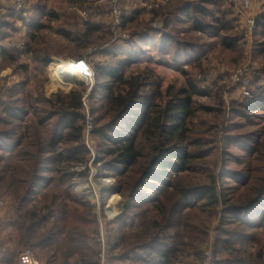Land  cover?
I'll use <instances>...</instances> for the list:
<instances>
[{"label": "trees", "instance_id": "trees-1", "mask_svg": "<svg viewBox=\"0 0 264 264\" xmlns=\"http://www.w3.org/2000/svg\"><path fill=\"white\" fill-rule=\"evenodd\" d=\"M233 5V0H171L153 11V20H161L153 34L134 35L128 48L103 51L112 60L98 69L90 95L94 135L102 154L96 161H105L121 177L109 192L130 195L133 200L113 220L118 264H199L209 226L193 221L197 208L221 216L216 237L220 264H264V188L259 197L235 205L220 193L218 175L211 174L210 181L202 183L187 182L181 176L212 148L225 151L236 145L252 153L257 140L238 132L233 122L219 124L200 117V109L211 107L196 97L207 95L209 89L193 76H188L187 86L171 92L172 86L164 87L154 71L130 68L151 58L149 50L169 56L174 63L199 67L200 62L190 58V49L196 50L198 45L192 42L191 31L218 39L211 47L218 63L238 64L243 35L237 30ZM24 12L15 7L7 14L0 10V17L8 18L0 29L1 54L14 61V73L21 77L6 92L0 90V194L14 202L6 218V227L12 229L7 242L15 250H34L46 264H99L93 236L99 231V222L94 206L72 189L76 178L85 176L74 169L90 160L82 137L83 90L47 97L45 66L50 67L53 47L43 46L33 30L47 27L43 15L53 20L59 15L44 5L35 7L30 17ZM142 12H124L123 26ZM18 20L27 29L23 47L5 44L21 32V26L14 23ZM255 22L253 57L264 62V10ZM100 29L98 24L84 23L83 33L76 36L63 26L58 32L84 49L91 44L89 34ZM227 49L237 51L239 57L232 58ZM21 53H31L29 63L21 61ZM64 65L58 64V72ZM54 77L63 83L55 66ZM260 77H255L245 104L256 102L264 111V81L259 84L264 76ZM49 87L50 94L54 90ZM30 114L33 120H27ZM48 124L52 129L45 138L41 127ZM14 255V251L0 253V264H13ZM191 255L194 260H188Z\"/></svg>", "mask_w": 264, "mask_h": 264}, {"label": "rangeland", "instance_id": "rangeland-1", "mask_svg": "<svg viewBox=\"0 0 264 264\" xmlns=\"http://www.w3.org/2000/svg\"><path fill=\"white\" fill-rule=\"evenodd\" d=\"M2 2L3 5L5 3L7 5L3 9L4 13H11L12 6H10L6 0H2ZM2 2L0 0V3ZM119 3L123 6L125 14H130L138 9L136 5L138 0H119ZM38 5H44L46 10H52L59 15V18L55 20L48 14L43 15L42 23L47 27L33 30L35 34L44 41L42 44L43 46H45V44H50L53 47V52L50 57V67L45 66V78L47 79L45 91L47 97L54 99V93H69L72 90H83V92H85L87 85L67 82L66 80L68 78L63 75L61 77L57 71V67L58 64H63L64 62L65 65L69 62L76 64V58L86 57L97 72L101 66L105 65L109 60H112L108 53L94 51L96 47H100L112 37L110 32V22L112 18L110 0H27L26 8H23L25 10L24 14L30 17L35 7ZM72 6H75L76 9H71ZM245 8L246 6L243 4V6L240 7L241 10L235 12L234 5L232 6L233 16L237 18V30L239 33H242V35H244L245 20L249 16H254L255 14L253 10H251V12L247 11V8ZM84 10H88L86 15H83ZM258 11L257 9L256 12ZM256 16L257 15H255V17ZM7 19L8 18L0 17V29ZM242 19L244 21H242ZM14 23L21 26V30L24 29V31L13 34L12 37L5 41V44L8 42L10 45L14 43H19L20 45L21 42L27 40V29L22 21H14ZM84 23L102 26L100 31H93L89 34L91 44L84 49H80L77 45L69 43V40L65 39V37L58 32L60 26H63L76 36V34L83 33ZM155 24H161V20H153V12L143 10L132 22L127 23L126 26L124 25L123 28L128 31L127 33L130 36L128 40H130L134 35L137 37L142 32H151V34H153L152 32ZM104 30H109L110 33L106 34ZM188 34L192 37V42L196 41L198 42L197 44L200 45H197L196 50L190 49V58L196 60V62H200L201 65H199V67L192 68L191 66L174 63L169 56H160L149 50L148 52L151 54V58L139 64H131L130 68H147L154 71L162 78L164 87L172 86L171 92L187 86L188 76H193L195 80L199 81L200 86L209 89L207 95L196 97L200 102L211 107V109H200L198 112L199 116L208 120H216L219 124L233 122L238 125V132L249 134L257 140L255 143V151L252 153L236 145L230 146L225 151L219 148H212L207 155L195 159V163L197 164L181 173V176H183L187 182L193 183L209 182L210 175L216 174L219 178V190L224 198L231 204H245L259 197L260 192L264 188V111L257 106L256 102H253L250 106L245 104L246 97L250 96L251 88H254L253 81L255 77L257 78V75L248 73L241 76L238 74V82H235L232 77L239 70L247 66L248 63L251 64L254 70L259 69L258 76L263 77L264 62L253 57L252 48L254 44V35L252 47L244 41L242 36L241 43L243 51L240 62L236 65H228L226 63H218L214 57L211 47L214 43L219 42L216 37L209 34L202 36L192 31ZM1 36L2 34L0 32V42ZM120 46L128 48L129 43L121 42L118 47ZM1 48L0 45V90L6 92L11 83L19 80L21 77L18 73H14V68L16 67L14 61L5 58L1 54ZM226 52L232 58L239 57L238 52L235 50L227 49ZM21 54V61L26 62ZM54 66L56 76H58L64 84L59 83L56 77H54ZM184 70H188L190 75H187ZM103 77L104 79H108L106 74H104ZM262 77H260V79H262ZM247 79L249 83L244 84ZM263 81V79L260 80L259 84H262ZM96 82L97 79L95 80L94 87ZM47 87L54 91L49 94ZM61 87L64 91L60 90ZM220 108H222L223 112L220 111ZM33 119L32 114H30L27 120ZM51 129V124L41 127V131L45 138H49ZM100 156H102L101 153L99 158ZM82 166H85V168L80 170ZM74 170L78 172L83 171L85 176L76 178L72 189L78 193L84 194L92 205L96 200L95 193L99 194V200L102 205L99 209L94 207L93 211L97 219L99 214L103 217L106 215L111 216V219L107 221V225L111 228L112 237L115 241L116 224L113 220L117 215L113 216L110 214V211H114L116 214L119 196L121 195L118 193H110L109 191L112 187L117 185L121 177L112 173L108 169L105 161L91 162L89 160L87 163L77 166ZM107 183L113 186L111 185L112 187L106 188ZM220 217L221 216H211L208 210L202 208H197L193 213V221L199 223L205 222L209 226L208 237L202 245L203 256L199 264H202L204 249L207 248L209 244H214L216 249L217 227ZM11 232L12 229L6 227V225L0 227V246L4 248L0 250V253L4 254L7 251H14L13 264H17L19 253L27 249L15 250V246L7 242ZM97 233L93 236L96 237ZM95 249H97L96 245ZM33 252L35 251L33 250ZM115 254L118 256L120 251L116 250ZM219 255L221 259L222 255ZM39 257L42 259V254H39ZM188 260H194L193 256H189ZM42 262L46 264L44 260Z\"/></svg>", "mask_w": 264, "mask_h": 264}, {"label": "built area", "instance_id": "built-area-1", "mask_svg": "<svg viewBox=\"0 0 264 264\" xmlns=\"http://www.w3.org/2000/svg\"><path fill=\"white\" fill-rule=\"evenodd\" d=\"M171 0H138L137 7L138 9L146 10L147 12H153L156 9L168 4ZM234 7L240 11V7L243 6L244 0H233ZM9 5L15 7L18 10L26 8L27 0H8ZM111 6V22H110V32L112 37L108 42H105L100 47H96L94 51H104V50H113L115 47H118L121 42H128L129 34L128 31L123 28V6L119 3V0H110ZM71 9H76L75 6H72ZM88 10L83 11V15H86ZM245 28H244V35L243 39L248 44L251 45L253 43V34L256 26L255 16L251 15L245 20ZM1 24V22H0ZM161 26V24H155L153 29H157ZM144 33V32H142ZM140 33V34H142ZM24 42H21L20 46H24ZM111 56L110 54H108ZM21 56L23 57L24 61L29 62L31 53H22ZM76 70L78 71V75L85 78V82L83 84L87 85V89L83 92L82 96V105L83 110L85 113V120H84V127H83V141L87 146L90 152V161L94 162L99 158L100 152L97 149V142L95 138V119L91 112V102H90V95L93 91V87L96 80V71L93 65L86 57L76 58ZM251 73L253 75H259V69L254 70L250 63L247 64L243 69L239 70L235 73L232 79L235 82L239 81L238 74L243 76L244 74ZM249 83V80L244 84ZM73 86V85H72ZM248 94V92H247ZM85 168L82 166L80 170ZM112 184L107 183L106 188H110ZM105 188V187H104ZM105 188V189H106ZM96 200L93 202L94 207L98 209L101 207V202L99 200V194L95 193ZM108 206V204H107ZM107 208V207H106ZM14 209V202L0 194V215L5 217L9 216ZM111 219V216L106 215L103 217L102 215H98V222H99V231L95 237V245L98 250V255L100 258L99 264H117L114 260L115 249H114V238L112 237V230L107 225V221ZM220 253H218L215 249L214 244H209L207 248L204 249V257L202 264H220ZM17 264H44L33 252L31 249H27L21 251L18 255V262Z\"/></svg>", "mask_w": 264, "mask_h": 264}, {"label": "crops", "instance_id": "crops-1", "mask_svg": "<svg viewBox=\"0 0 264 264\" xmlns=\"http://www.w3.org/2000/svg\"><path fill=\"white\" fill-rule=\"evenodd\" d=\"M7 2H8V0H6ZM1 2H2V0H1ZM244 4H245V6H246V8H247V11H251V10H253L254 11V16L255 15H258V13H260L261 11H263L264 10V0L263 1H260V0H244ZM9 3V2H8ZM137 5V4H136ZM7 5H6V3L3 5V2L2 3H0V10L4 13V8L6 7ZM245 8V9H246ZM257 9L259 10L258 12H256L257 11ZM234 11L235 12H238V10L234 7ZM252 12V11H251ZM242 21H244L243 19H242ZM241 21V22H242ZM21 31H24V29L23 30H21ZM113 188V187H112ZM119 196V195H118ZM123 197V198H122ZM119 196V202H118V204H117V212H116V214L115 215H113V216H116V215H118V214H120V213H122L125 209H127V208H129L131 205H132V203H133V200H132V198L130 197V195H127V196ZM120 199H122V200H120ZM131 203V204H130ZM128 204H130L127 208H125V206L126 205H128ZM108 212V211H107ZM110 215V214H109ZM7 216H5V217H3V216H1L0 215V227L2 226V225H6V223H7Z\"/></svg>", "mask_w": 264, "mask_h": 264}, {"label": "bare ground", "instance_id": "bare-ground-1", "mask_svg": "<svg viewBox=\"0 0 264 264\" xmlns=\"http://www.w3.org/2000/svg\"><path fill=\"white\" fill-rule=\"evenodd\" d=\"M75 66H76L75 63H71V62L66 63V65L60 68V72L69 76V78L66 80L67 82H71V83L85 82L86 79L78 75V71L76 70ZM57 71H58V67H57ZM60 72L58 73L62 77L63 74H61ZM110 214L115 215L114 211H110Z\"/></svg>", "mask_w": 264, "mask_h": 264}, {"label": "water", "instance_id": "water-1", "mask_svg": "<svg viewBox=\"0 0 264 264\" xmlns=\"http://www.w3.org/2000/svg\"><path fill=\"white\" fill-rule=\"evenodd\" d=\"M76 84H83V83H76ZM131 204V203H130ZM130 204L126 205L125 208H127Z\"/></svg>", "mask_w": 264, "mask_h": 264}]
</instances>
